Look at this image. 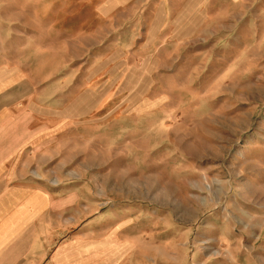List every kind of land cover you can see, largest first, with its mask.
Listing matches in <instances>:
<instances>
[{
  "label": "rangeland",
  "instance_id": "1",
  "mask_svg": "<svg viewBox=\"0 0 264 264\" xmlns=\"http://www.w3.org/2000/svg\"><path fill=\"white\" fill-rule=\"evenodd\" d=\"M0 76V264H264V0H0Z\"/></svg>",
  "mask_w": 264,
  "mask_h": 264
},
{
  "label": "crops",
  "instance_id": "2",
  "mask_svg": "<svg viewBox=\"0 0 264 264\" xmlns=\"http://www.w3.org/2000/svg\"><path fill=\"white\" fill-rule=\"evenodd\" d=\"M2 75V74H1ZM1 77V76H0ZM11 77V76H10ZM9 79L0 80V123L5 117H11L10 111L14 110L13 94L9 88L13 82L9 84ZM2 163H0V167ZM2 169L0 168V174ZM36 195L31 194L30 188H18L10 190L6 196L0 199V236L3 238H11L14 234L22 235L23 230L28 221L30 214L35 211V206L40 204L35 198ZM17 208H14V207Z\"/></svg>",
  "mask_w": 264,
  "mask_h": 264
}]
</instances>
